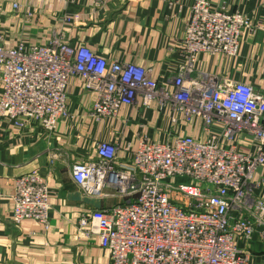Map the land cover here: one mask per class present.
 I'll list each match as a JSON object with an SVG mask.
<instances>
[{"label": "built area", "instance_id": "obj_1", "mask_svg": "<svg viewBox=\"0 0 264 264\" xmlns=\"http://www.w3.org/2000/svg\"><path fill=\"white\" fill-rule=\"evenodd\" d=\"M256 28L241 12L195 0L180 50L184 63L168 84L154 80L152 67L110 61L73 47L63 35L53 34L47 45L9 48L0 34V120L21 130L37 123L51 136L60 122L73 120L67 97L72 78L95 96L89 116L96 122L117 117L123 106L154 104L188 124L202 119L205 141L143 137L131 164L120 160L116 144L101 142L95 161L73 165L72 178L85 195L123 200L79 222L87 236H98L108 264H250L239 242H250L258 231L264 240V203L254 183L264 166V95L244 83L193 74L202 54L236 57L243 32ZM217 123L220 136L212 134ZM242 133L255 138L254 153L237 148ZM13 211L16 224L49 227V187L37 171L16 179Z\"/></svg>", "mask_w": 264, "mask_h": 264}, {"label": "crops", "instance_id": "obj_2", "mask_svg": "<svg viewBox=\"0 0 264 264\" xmlns=\"http://www.w3.org/2000/svg\"><path fill=\"white\" fill-rule=\"evenodd\" d=\"M195 0H0V34L9 48L20 43L47 45L53 34L63 35L73 47L85 46L110 61L154 68V80L168 84L184 63L180 50ZM211 8L241 12L257 26L242 34L236 57L202 54L193 77L218 76L252 86L264 95V0H210ZM15 6H18L16 8ZM2 85L0 83V97ZM68 106L73 120L60 122L49 136L37 124L21 130L0 120V264H108L109 253L98 236L80 230L83 215L123 204L119 197L85 195L72 178V167L97 159L96 144L119 148V158L131 164L139 140L168 143L175 137L205 141L200 117L188 124L171 109L123 106L119 115L101 122L89 112L95 96L85 83L72 78ZM176 118L177 124L173 122ZM215 124L212 134L220 136ZM226 146L224 140L221 141ZM236 146L254 153L255 138L242 133ZM37 171L49 187V227L26 220L14 222L15 181ZM255 196L264 203V166L255 177ZM258 231L239 249L250 264H264V240Z\"/></svg>", "mask_w": 264, "mask_h": 264}]
</instances>
